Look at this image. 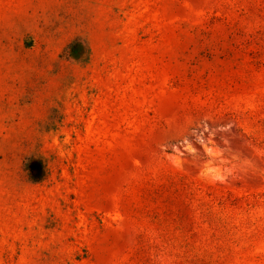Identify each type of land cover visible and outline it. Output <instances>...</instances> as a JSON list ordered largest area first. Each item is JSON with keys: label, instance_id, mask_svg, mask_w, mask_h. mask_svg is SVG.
<instances>
[{"label": "rangeland", "instance_id": "374dc122", "mask_svg": "<svg viewBox=\"0 0 264 264\" xmlns=\"http://www.w3.org/2000/svg\"><path fill=\"white\" fill-rule=\"evenodd\" d=\"M0 264H264V0H0Z\"/></svg>", "mask_w": 264, "mask_h": 264}]
</instances>
